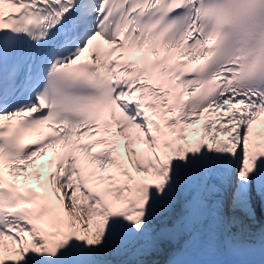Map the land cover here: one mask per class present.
I'll return each mask as SVG.
<instances>
[{
  "label": "snow or ice",
  "instance_id": "1",
  "mask_svg": "<svg viewBox=\"0 0 264 264\" xmlns=\"http://www.w3.org/2000/svg\"><path fill=\"white\" fill-rule=\"evenodd\" d=\"M0 264H264V0H0Z\"/></svg>",
  "mask_w": 264,
  "mask_h": 264
}]
</instances>
